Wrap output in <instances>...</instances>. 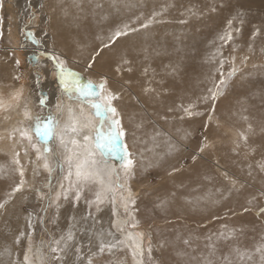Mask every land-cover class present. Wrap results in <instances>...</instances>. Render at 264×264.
<instances>
[{
  "label": "bare ground",
  "instance_id": "bare-ground-1",
  "mask_svg": "<svg viewBox=\"0 0 264 264\" xmlns=\"http://www.w3.org/2000/svg\"><path fill=\"white\" fill-rule=\"evenodd\" d=\"M186 1H188V4L195 2L192 0H30L31 8L35 10L36 18L31 21L28 29L34 31L38 38L46 41L48 49H54L59 55L62 54L66 58L69 66L76 68L79 72L82 71L83 73L81 72V75L83 77L100 78L102 75L106 76L108 78V88L120 93V99L114 101V105L121 113L122 124L126 130L124 142L136 161L135 176L128 182V186L131 187V190L135 194L137 202L132 206L131 215L125 213L121 197L122 195H126V193L117 190L118 193L115 192V204L108 197L106 200L107 203L104 202L100 205V211H97L96 206L92 205L89 212L95 217V226L97 229L103 227L114 232L116 228L112 227V222H116L118 226L123 227V233L116 231L117 233L115 234L117 238L125 239L127 245L133 244L132 240L127 239L129 233L135 237L137 233L142 232L145 234L143 245L146 248L148 234L151 233L152 245L153 238L155 244L156 242L158 243L157 248H152L151 255L154 260H157L158 264H201V254L204 256L208 254V249L205 245L209 241L207 239L201 241L202 236L196 237V235L200 234L197 229H193L189 233L184 227L195 228L196 225L197 228L201 222L212 219V216L217 214V211L225 210L217 215L228 213L226 204L222 198L223 195L221 194V191H223V182L227 180L224 181L222 179L220 169H227L234 178L237 177V179H240V173L242 174L244 170H249L247 168L249 165H245L242 161L243 158L247 159L244 161L251 163L253 159L264 157V152L253 146L254 144L251 139L252 133L249 130V126L242 121L247 116L252 132L254 127L260 130L264 128V89L259 90L258 84L254 85L251 82V71L245 72V74L247 73V79L243 81V89L240 86L237 92L240 97L232 100V102L227 99L220 100L215 110L217 119L215 120L220 122L222 125H220L221 128L226 126L230 131H233L230 132L233 137L227 135V140L230 145H232V138L234 140L237 134L241 135L243 133L248 137L247 141L244 140L243 156H239L232 148H223L222 144L218 147L212 148L213 145L210 147V151L222 148L221 155H218V160L213 159L210 152L203 151L200 153L198 151L199 143H191L185 152L177 145L188 142L198 124L208 122L206 115L196 119H180L184 114L175 109L182 103L187 105L191 100H195L197 96L202 94V89L206 87L204 78L210 74L212 67L210 64L205 63L204 60L201 61L200 57L191 50L190 42L192 35L189 32L178 27L174 30L168 29L175 27L168 25V22L174 18V15L167 16L166 13L173 11L172 13L178 14L177 16L182 14L187 17L189 15V9L192 6H188L186 10H181ZM41 4H43V8H41ZM97 4L100 7H97ZM28 8L29 0H4L3 9L0 10V15H2V11L14 15L13 22L19 27L14 35L20 40L18 47L16 46L15 48V55L28 67V76H22L20 81L14 84L12 83L13 88L11 87L12 89H9L10 92L7 95L3 93L0 95V115L5 110L10 111L12 108L15 110L21 104L22 100H24L23 103H28L27 108H32L33 103H38V96L40 94L49 97L48 106L54 110L56 98L59 95L58 82L52 74V64L49 61H41V63L46 65V67L41 69V83L38 86L33 84L31 70H36V68L33 67L35 62L29 59V55L35 54L37 49L21 34V28L27 21ZM156 10L165 13H162L158 19L155 18L154 22L147 29H140L134 33L130 32L127 36L119 38L112 46L114 51L105 49L101 57H98L96 61L92 62V68L89 69L87 67L90 62V55L101 48V41L97 39L98 36L106 39L110 29H114L117 25L130 21L137 16H142L143 19H147ZM183 11L185 12L183 13ZM103 16H107V19H102ZM7 24L9 23L7 22ZM135 26L133 25V27ZM12 27H15V25ZM12 30L15 31V29ZM45 31L47 32L46 37L43 35ZM20 43L25 45L23 49ZM261 46L263 45L255 44L256 48ZM121 54H126L131 64H121L123 70L117 72L115 69L117 64L121 63ZM129 66L132 68L131 72L126 70ZM145 69H147L146 74ZM173 69H176V71L173 72ZM260 86H264V83H260ZM146 88L152 89V91L146 93ZM257 92H260L261 95H255ZM29 93H31L32 98ZM240 98H247V106H238L239 103L236 101ZM170 107L174 111L169 112L168 109ZM204 107V105H199L198 110H204ZM79 109V105L67 99L64 100V112L61 118V128L57 129L58 133L62 130L65 121L77 114ZM144 111H146L147 116L144 115ZM85 115L88 117L86 121L88 126L82 129L91 132L94 128L95 121L88 114L87 109H84L81 118ZM14 117L17 118L18 115H13V119ZM11 120L12 118L9 119V121ZM0 123L2 122L0 121ZM236 127L238 129H235ZM185 132L190 133V135L186 139H183L182 137H184ZM204 133L210 140L213 139L211 130H204ZM4 134L0 136L2 137ZM223 135L222 133L219 135V140L222 139L221 137ZM216 136L218 135L214 137L216 138ZM169 138L178 146V150L174 151L171 155L166 154L167 148L165 146V141ZM218 144L220 143L218 142ZM1 152L0 166L5 169V171L0 172V191L2 192H0V198H3V193H8L12 189L13 181H19V176L8 178L6 169L10 166V163L6 159L7 157L5 158ZM193 154H196L198 157L195 162L192 160ZM24 158H20L22 165L24 164ZM182 158L189 161V163L183 166L180 161ZM113 163L116 164L115 161ZM117 163L116 165L119 167V160H117ZM150 163L158 171H163L164 174L168 173L167 180L172 178L171 181L163 183V186L161 185L165 191L167 185L169 186L168 189H171L167 190V195L174 190L172 199H164V196H161L162 201H166L165 209L163 207H157L162 202L159 201L158 197L156 198L157 202L154 206L155 211L148 210L146 207L147 194L149 192L146 189L148 186L146 184V177L149 173V168H147L146 172L141 173V164L147 167ZM30 165L25 171V180L28 181L26 186L30 185L31 175L29 173H32V164L30 163ZM173 169L176 170L173 171ZM138 172H140V176L137 175ZM251 172L257 180H262L258 173ZM215 178H218L219 182L216 185H214ZM111 179L114 180L115 178L112 176ZM230 179L232 178L230 177ZM221 181L223 182L221 183ZM121 182H124L123 178H121ZM186 182H189L188 186L194 183V189H196L195 184H197L199 185L198 188L203 187L206 192L201 191L199 195L192 197L189 190L185 188ZM217 189L220 191H217ZM91 192H93V189L90 190ZM155 193V191L152 192L150 190V194ZM209 193L211 194L208 195ZM198 196H207V199L197 203L195 198ZM14 199L17 202L18 210L21 202L29 203L32 206L36 202L38 204L37 209L43 203L42 201H37L35 192L32 190L28 191L27 187L21 190V192L16 193ZM87 200L88 198L85 199V196L82 195V199L78 203L74 204L71 199L63 202L60 208L59 218L55 224L51 222V218L55 215V209H49L45 226L49 231L54 233L56 238H59L61 232L67 231L69 224L72 222L70 218L73 216L78 222L77 228L85 226V224L91 228L93 225L91 218L86 222L81 220V217L88 216L89 214L86 209V203L84 202ZM188 201L192 202L189 203ZM26 205L23 206L27 207V213L21 212L16 214L9 212L7 209L0 210V252H3L4 248L8 247L14 254L19 252L20 259H22V248H18L14 243V239L21 228L25 227L26 215L29 212L33 213L31 206L29 205L28 207ZM113 211H115V215H113ZM35 215H41L40 211L39 213L37 211ZM153 215L157 216L153 217ZM215 219L213 221L217 224H226L228 222L225 221V218H222L221 221ZM146 220L148 222H144ZM137 221L139 222L137 226L131 227ZM152 221L153 223L150 225ZM160 221H166V224L163 225L165 226V230H157L155 228V224ZM41 228L42 226L37 222V235L35 236L37 239H39ZM221 231L224 230L218 229L213 234V242L218 249L217 256L222 257L223 254L229 253L230 248L234 246H239L241 249L253 248L254 243L251 245L248 244L249 233L244 232L238 237L239 239H235L238 234L236 231L234 238L227 241H217L216 234ZM156 232L157 236L154 237L155 235L153 233ZM177 232L181 236L180 241L176 240ZM210 233H207V235ZM76 238L83 244H86L88 240L86 233H80L78 231L76 232ZM185 238L190 239V247L183 244L182 241ZM161 240L165 242L164 247H159ZM245 243L248 245H245ZM38 246L43 248V252L40 253L42 258L46 255L47 250L42 242ZM82 251L87 252V248L82 249ZM177 251H183L186 255L178 257L176 255ZM116 253L114 252L115 255ZM122 253L125 264L136 263V260L132 257L130 248H123ZM192 257H196L197 259L193 260ZM116 259H119V256ZM139 259L140 257L138 256L137 260ZM212 259L216 260V264H220L217 263L216 257H212ZM232 259L233 261L236 260L234 254ZM0 260L6 261L7 256H0ZM74 260L75 253L73 248V251L65 257V261L66 264H73Z\"/></svg>",
  "mask_w": 264,
  "mask_h": 264
},
{
  "label": "snow or ice",
  "instance_id": "snow-or-ice-1",
  "mask_svg": "<svg viewBox=\"0 0 264 264\" xmlns=\"http://www.w3.org/2000/svg\"><path fill=\"white\" fill-rule=\"evenodd\" d=\"M4 0H0V10L3 9ZM223 6V5H222ZM97 7H100L97 4ZM43 8V4H41ZM211 12H215L216 6L213 3L209 9ZM193 15L197 13L192 9H189ZM157 13L147 19H143L142 16H137L130 21H126L117 25L114 29L109 30V35L105 39L98 36L97 39L101 41V48L94 51L89 57V63L87 67L92 68L94 61L98 57H101L102 52L105 49L114 51L113 45L116 41L124 36H127L130 32H137L140 29H147L150 24L155 20ZM246 13L237 11L234 15H231L226 21L224 29L219 32L215 38L210 42V46H215L214 50L207 53L204 58V62L210 64V74L204 78L206 87L202 89V94L197 96L195 100H191L187 105L180 104L175 110L182 112L188 117L207 116V123H205V131L213 122V116L217 108L218 102L226 95L227 90L230 87V83L237 75L239 69L236 66L237 56L235 53L238 51L241 44L237 43V40L243 37V28L246 24ZM36 18L35 10L31 8L29 0V8L27 11V21L21 28L22 36L26 37L33 46L36 47L37 52L29 57L30 60H34L33 67L36 68V72L33 73V84L38 86L41 83V69L46 67L41 63L42 60L51 62L52 74L58 82L59 95L56 98V103L53 108L49 107V97L40 94L38 96V107L46 114L32 115L28 125L18 127L15 130L16 135L22 141H28L31 149L36 153V161H30L32 164V176L33 181L40 175V169L47 173L46 182H42L40 186H35L33 183L29 185L31 190L35 192L37 201H42V205L39 209L43 215H35L29 212L26 217V225L22 227L18 235L14 239V243L18 248H22L23 256L20 259V253L15 254L10 248L5 247L3 252H0V256H7V260H0V264H32L33 257L32 247L35 240H39L46 247V255L42 257L43 264H66L65 257L73 251L75 253V260L73 264H94V258L100 257L105 252L114 255L115 250H120L124 247L131 249V254L136 264H151L152 262V242L151 233L148 234V243L146 248L143 245L144 233H137L134 237L129 233L127 239L133 241L132 245H127L125 239L117 238L116 234L110 229L100 227L96 228L95 217L91 212L88 216L81 217V220L87 221L89 218L93 220L91 228L82 226L77 228L76 218L71 217V223L66 232H61L59 238H56L54 233L48 230L45 226V222L48 219L47 213L49 209H55V215L51 218L53 224L59 218L60 208L63 202H67L70 199L73 203H78L84 190L95 188V199L87 200L89 208L92 205L96 206V210L100 211V205L104 203V200L111 196L112 203L115 204V192L121 190L126 195H122V206L125 213L131 215L132 206L137 202L136 196L128 186V182L135 176L136 161L129 151L127 146H122V138L126 135V130L122 124L121 113L114 105V101L120 99V93L115 92L108 88V78L101 76L98 82H94L92 79L86 81L82 79L81 74L73 71L67 67L66 60L61 57L54 49H48L46 41L37 37L36 33L28 29L29 24ZM102 19H107V16H103ZM11 20V18H9ZM139 22V23H138ZM4 19L0 15V39L5 36V30L3 27ZM133 25H136L133 27ZM7 32L11 34V23H9ZM43 35L46 37L47 32ZM264 36V28L258 24L252 25V30L248 38L247 52L249 54L255 51V42L258 37ZM11 44V40H8ZM25 45L21 44V48ZM226 48H230L231 51L227 57L224 56ZM15 53V48L3 49ZM261 53L264 54V46H261ZM249 55H244L239 58L240 65L244 66L249 60ZM120 64H117L116 71H122L121 64L130 65L131 61L127 59L126 54H121ZM225 64L228 65L225 71ZM20 66V60H15V67L18 69ZM127 71L131 72L132 68L129 66ZM176 69H173L175 72ZM147 69H145V74ZM15 81L22 79V74L16 73L12 77ZM130 83V82H126ZM152 91V89H145V92ZM32 98L31 93H29ZM255 95H261L260 92ZM72 101L80 106L79 112L65 121L62 130L58 133L57 129L61 128V118L64 112V100ZM247 98H240L236 102L239 104L246 103ZM199 105H204V110H198ZM84 109L88 110V114L95 121L94 128L91 132L84 131L80 127V119ZM169 112L174 111L173 108L168 109ZM29 114L25 111V116ZM235 115V113H233ZM184 117L181 116L180 119ZM166 119V118H164ZM247 119V117H244ZM139 126V125H138ZM219 128V124H216ZM251 130V125H249ZM264 131V128H262ZM190 133L185 132L183 139H186ZM241 137L247 141L248 137L241 133ZM168 155H171L174 151L178 150V146L169 138L165 141ZM210 144L207 137L204 136L199 146L198 151L202 153ZM237 147L239 144L237 143ZM235 151V149H234ZM99 154V156H97ZM25 158H28L27 151L24 150ZM162 158V157H161ZM197 155L193 154L192 160H197ZM119 160V167L113 163V161ZM42 162V165L41 163ZM27 164H21L20 152L15 153V159L11 160L10 166L6 169L8 178H12L19 173V182L13 181L14 186L11 192L6 194L4 202L0 203V210L6 208L7 203L12 196L21 190L28 184L25 180V170ZM261 172H264V158L257 162ZM152 167L151 163L145 167L141 164V173L147 171V168ZM249 174L251 175L252 165L249 164ZM176 169H173L175 171ZM5 169L0 166V172ZM121 173H123V183H121ZM171 174V173H169ZM115 175L116 180L113 186L111 177ZM225 178L228 179L225 173ZM55 181V183H53ZM234 186L236 181L231 180ZM47 189V191H44ZM217 191H220L217 189ZM232 189L229 190V195ZM209 193L208 195H210ZM260 198H264V191L259 192ZM227 198V197H225ZM207 199V196L196 197L195 201L199 203L201 200ZM256 197H250L246 201L248 207L243 209L244 212L254 211V214L259 218L264 216V205L256 204ZM191 203L192 201H188ZM166 201H162L157 207H163ZM115 215V211H113ZM39 223L42 228L39 233V239H35L36 223ZM127 224V222H125ZM139 222L133 223L131 227H136ZM112 227L116 228L117 232L123 233V227H120L116 222H112ZM221 231L216 234V240L227 241L234 238L237 229H229L227 225H222ZM75 230V231H74ZM86 233L88 240L86 244L81 243L76 238V232ZM242 231V229H241ZM181 236L177 232L176 240L180 241ZM206 239L209 241L205 247L208 249L207 256L201 254V264H216V260L212 257H216L220 261V264H264V232L260 234L258 240H255L252 249H241L239 246L230 248L229 253L223 254V256H217L218 249L213 242V234H209ZM26 241V243H25ZM183 244L189 246L191 241L189 238L183 239ZM165 242L160 241L159 247H164ZM87 248V252H83L82 249ZM233 254L236 260L233 261ZM145 255L147 259H144ZM178 257L186 255L183 251H177ZM140 257L137 260V257ZM196 260V257H192ZM104 264H125L122 259H113L111 261H105Z\"/></svg>",
  "mask_w": 264,
  "mask_h": 264
},
{
  "label": "rangeland",
  "instance_id": "rangeland-1",
  "mask_svg": "<svg viewBox=\"0 0 264 264\" xmlns=\"http://www.w3.org/2000/svg\"><path fill=\"white\" fill-rule=\"evenodd\" d=\"M192 1H195V2L188 4L187 3L188 1H186L184 7L181 10H186V9H188V6H192V7H190V9L195 11L197 14L193 15L192 12L189 11L188 12L189 15L186 13L188 16L185 17L182 14H179V16H177L178 15L177 13H172L173 11H171V13H166L167 16H170L171 14L174 15V18L168 22V25H172L175 27H171L168 29L174 30V29H176V27H178L184 31L189 32L192 35V39L190 42V48L197 56L200 57L201 61L204 60L205 55L207 53H210L214 50L215 46H210V42L215 38V36L219 32H221L224 29L227 19H229L230 16L234 15L237 11H242V12L246 13L245 18H246L247 22L243 28V37H242V39L237 40V43L241 44L242 47H240L238 49V51L235 53V55L237 56L236 66L238 67L239 71H238L237 75L233 78V80L231 81L230 87L227 90L226 95L221 100L223 101L224 99H227L228 101L232 102V100H236L237 97H240V95H238L237 92H238L240 86L242 88L243 81H245L247 79V73L245 74V72H249V71H251V74H252V76H250L251 82L254 85L258 84L259 90H263L264 86L261 87L260 83H264V54H262L260 51L261 47H259V48L255 47L254 53L249 54L247 52V44H248V38L250 36L253 24H258L262 28H264V0H192ZM213 3L215 4L216 9H217L215 12H211L209 10ZM2 12H3L2 16L4 19L3 27L5 30V36L3 39H0V52H1L0 53V95L2 93L4 95H7L10 92V90L13 88L12 87L13 85H11V84L18 82V81H15L12 79L13 75L16 73H19V74H22V76H28V73H27L28 67H26L24 65V62H22L15 55V53L13 54L10 51L3 50V49H8V48H16V46L18 47L20 40L16 35H14L15 32L19 29V27L16 25V23L14 24V22H13V16L14 15H10L6 11H2ZM184 12L185 11H183V13ZM155 13H157L155 18L158 19L159 17H161L160 15L162 13H165V12H162V11L159 12L158 10H156ZM230 13H232V14L230 15ZM9 18H11V20H9ZM7 22L15 25V27H16V28L12 27L13 25H11V30L15 29V31L12 30L10 36L7 32V28L9 25V24H7ZM12 33H13V35H12ZM9 39L11 40V44L8 43ZM14 39H17V40H14ZM20 44H23V43H20ZM255 44H262L264 46V36L258 37ZM18 49H20V48H18ZM230 51H231L230 48H226L224 51V56L227 57L229 55ZM244 55H249L250 58L247 61L246 65L241 66L239 58L241 56H244ZM61 57L66 60V58L64 56H62V54H61ZM16 59L20 60V66L18 69L15 67V60ZM66 64H67V67H69L73 71H76L80 74L83 73L81 70L80 71L82 73L79 72L76 68L69 66L67 63V60H66ZM227 68H228V65L225 64V71L227 70ZM23 71H24V73H23ZM31 71H32V75H33V73L36 72L35 69H33ZM244 75H246V76H244ZM81 77L85 81L87 79H92L94 82H98L100 79V78H93V77H83L82 75H81ZM5 88H7V89H5ZM4 92H6V93H4ZM23 102H24V100H22L21 104L17 108H15V110H14V108H12L10 111L5 110L0 115V121L2 122V123H0V130H1L0 135L4 134L7 131L5 133L6 135L4 134L2 137L0 136V151H2L1 153L4 154L3 156L5 158L7 157L6 159L11 164V160L15 159L14 158V154H15L14 152L21 150L20 151V158H23V157H25L24 156V150H26L27 154H28V158H24L25 160L23 159V162H24V164L28 165L27 166V168H28L29 166H31L30 161H35L36 153L31 149L28 141L20 140L18 135H16L15 130L18 127L28 125L29 120H30L32 115H35V114L44 115V114H46V110L42 111L38 107V103H36V104L33 103L32 108H27L26 106L28 105V103H23ZM247 102L248 101H246V103H243V104H238V106L239 107H242L244 105L247 106L246 105ZM18 110L20 111V113ZM199 110H201V109H199ZM25 111H27L29 114L27 117L25 116ZM15 113H19L20 115L15 114ZM13 115H15V116L18 115V117L17 118L14 117V119H13ZM144 115L147 116L146 111H144ZM182 116L184 118H190V119H196V118L202 117V116H199V117L192 118V117H188L186 115H182ZM245 117H247V116H245ZM10 118H12L11 121H9ZM215 119H216V116L214 114L213 122H212L211 126L208 127V129L211 130V132H212L211 136L213 135L212 140H210V138L207 137V140L210 144V147L213 145L212 148H214V147H218L219 145L222 144L223 148L229 147V148H232L233 150L235 149L234 152L242 157L243 152H244V146H243L244 139L241 137L240 134L239 135L237 134V135H235L234 140L232 138V141H231L232 145H230L228 143L229 141L227 140L228 139L227 135L232 136V134H230V132H233V131H230V129L228 127L226 128V126H223L221 128L222 125L220 124L219 121H216L217 119L216 120ZM242 121L244 123H246L247 126L250 125L248 118L242 119ZM216 124H219V128L216 127ZM204 125H205V123L204 124L203 123L198 124L194 134H192L190 136L188 142H186L184 144H177L182 151H184V152L187 151L188 147L193 142L199 143L198 144V149H199V146L203 140V137L205 136ZM235 129H238V127H236ZM250 131L252 133L251 139H252L253 144H254L253 146L260 149L262 152H264V131L257 129L255 127L253 128V132H252V129ZM2 132H4V133H2ZM221 133L224 135L221 137L222 139L219 140V138H220L219 135ZM195 135H196V137H195ZM215 135H218V136H216V138H215L214 137ZM197 140H199V141L197 142ZM218 142L220 144H218ZM237 143L239 144V147H237ZM122 146H127L124 142V137L122 138ZM210 147H207L204 150V152L205 151L210 152L213 156V159H217L218 155H221L220 153L222 151V148H220L219 150H215V151L211 150L210 151ZM262 158H264V157H262ZM262 158L260 157L258 159H253V160H251L252 161L251 163L244 161V160H247L245 158L242 159V161L245 163L246 166L249 164L252 165L251 171L258 173L262 180H257V178L252 175L253 174L252 172H251V175H249V172H248L249 170L248 171L244 170L242 174L240 173V179H237V177L234 178V176L227 169L226 170L220 169L221 175L223 177L222 179H224V181L227 180L225 182L221 181V183L223 182V185H222L223 191H221V194L223 195L222 198L226 204V210L228 211V213L224 214V215H217L218 213L224 212L225 210L217 211V214L212 216V219L206 220V221L201 222V223L199 222L200 224L197 226V228H196V225H195V228H190V227L189 228L184 227V228L187 229V231L189 233H191V231L193 229H197L198 233H200V234L196 235V237L202 236L201 241H203L209 235V234L207 235V233L211 232L210 234H214L215 231L216 232L218 231V229H222L221 228L222 225H227L229 229H237L238 234H237V238H235V239H239L238 237H240L244 232H247L250 235L248 244L251 245L252 243H255V240H258L260 237V234L262 232H264V216H261L258 218L254 214V211L244 212L243 209L245 207H248L246 201L250 197H256L257 198L256 204L264 205V198H260V196H259V192L264 191V179H263L264 178V172H261L259 167L257 166V162L260 161ZM180 161H181V164H183V166H184V164L189 163V161H186L183 158ZM115 162H116V164H118L117 160ZM40 163L42 165V162H40ZM27 168H26V170H27ZM247 168H249V167L247 166ZM31 171H32V169H31ZM225 173L227 174L228 179L225 178V176H224ZM29 174L31 175L30 185H32L34 183L35 186L38 187V186H40V184L42 182H46L47 173L42 169V166L40 169V175L35 178V181H33L32 173H29ZM137 175L140 176V172H138ZM15 176H19L18 173H16ZM113 177L115 178L114 180H112L113 186H114L116 177L114 175H113ZM230 177L232 179H230ZM121 178H123L122 173H121ZM167 178H168V173L164 174L163 171H158L153 166L151 168H149V173L146 177V181H147L146 184H148L146 189L149 191L147 194L148 197H147V201H146V207L148 210L155 211L154 206H155V203L157 202V200H156L157 197H158L159 201H162L163 196H164V199H167V198L172 199V197L174 196V190H172V192L169 195L166 194L167 190H171V189H168V187H169L168 185L166 186V191L164 188H162L163 183H167V182L172 180V178H169V180H167ZM233 178L237 182V183H235L234 186L231 183V180H233ZM243 179H245V180H243ZM15 182L18 183L19 181L16 180ZM260 182H261V184H260ZM53 183H55V181H53ZM218 183L219 182H218V178H217L216 181L214 182V185H216ZM188 184H189V182L185 183V188L189 190L192 197L199 195L201 191L206 192L203 187L198 188L199 185H197V184H195L196 189H194V183H191L190 186H188ZM13 186H14V184H13ZM260 186H262V187H260ZM25 187L28 188V191L31 190V187L29 185H27V186L25 185ZM25 187L23 189H25ZM86 189H87V191H86ZM86 189L84 190V193H83V196H85V199L88 198V200H94L95 199V194H94L95 188H93V192H91V193H90V190L88 188H86ZM230 189H232V191H231V194L229 195ZM11 190L9 192H11ZM150 190L152 192L155 191L156 193L150 194ZM45 191H47V189H45ZM116 192H117V190H116ZM176 192H178V191H176ZM3 194H4V197L0 198V203L4 202V200L6 199L7 193H3ZM88 196H90L91 198ZM108 197L111 198L110 195ZM225 197H227V198H225ZM14 198H15V195L12 196L10 201L7 203L5 209H7L9 212H14L16 214H19L21 212L27 213L28 209H27V207H25L23 205L27 204L26 206L29 207L30 204L26 203V202H24V203L21 202L19 210H18L17 202L15 201ZM92 198H94V199H92ZM107 199L108 198H106L104 200V202L107 203V201H106ZM84 202L86 203V201H84ZM37 205L38 204L36 202H34L33 206L30 205L34 214L37 211L39 213V209L41 206L40 207L38 206V209H37ZM85 205H86L87 211L89 212L91 208H89L87 203ZM165 208H166L165 205H163V209H165ZM40 214L43 215V213H40ZM154 216H157V215H153V217ZM214 218H216L215 220H220V221L222 220V218H225V221H228V222L226 224H217L213 221ZM144 222H148V220H146ZM152 223H153V221L150 223V225ZM164 224H166V221L157 222V224H155V228L157 230H165V226H163ZM192 225H193V223H192ZM241 229H242V231H241ZM223 230L225 231L226 229H223ZM114 233H117V232L114 231ZM153 234L155 235L154 237L157 236V232L153 233ZM35 239H37V238L35 237ZM152 241H153V248L154 249L157 248L158 243L156 242V244H155L154 238L152 239ZM25 243H26V241H25ZM40 243L41 242L39 240H35L33 242L32 251H33L34 245L38 246V244H40ZM248 244L245 243V245H248ZM124 248L126 249V247H124ZM122 249L115 250L114 252H117V253H116V255L114 254V256H113V254H109V253L105 252L100 257L94 259L95 260L94 264H104L105 261H111L113 259H116L118 256H119V259H121V256H122V260H123L124 256L122 253ZM21 251H22V249H21ZM21 255L23 256V251H22ZM144 259H147L146 255H145ZM217 263H220V261L217 260ZM133 264H136V263L133 262ZM151 264H158V262H157V260H154L152 258Z\"/></svg>",
  "mask_w": 264,
  "mask_h": 264
},
{
  "label": "clouds",
  "instance_id": "clouds-1",
  "mask_svg": "<svg viewBox=\"0 0 264 264\" xmlns=\"http://www.w3.org/2000/svg\"><path fill=\"white\" fill-rule=\"evenodd\" d=\"M88 117L85 115L80 119V127L86 128L88 125L86 123ZM43 252V248L40 246H35L33 248V251L31 253L33 257V264H43L42 258L40 256V253Z\"/></svg>",
  "mask_w": 264,
  "mask_h": 264
},
{
  "label": "water",
  "instance_id": "water-1",
  "mask_svg": "<svg viewBox=\"0 0 264 264\" xmlns=\"http://www.w3.org/2000/svg\"><path fill=\"white\" fill-rule=\"evenodd\" d=\"M34 54H30L29 57L33 56ZM32 62H35L34 60H31Z\"/></svg>",
  "mask_w": 264,
  "mask_h": 264
}]
</instances>
